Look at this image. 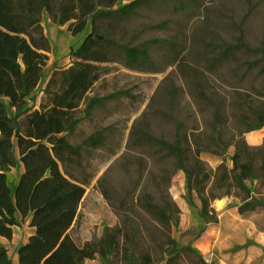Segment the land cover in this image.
<instances>
[{
  "label": "rangeland",
  "instance_id": "374dc122",
  "mask_svg": "<svg viewBox=\"0 0 264 264\" xmlns=\"http://www.w3.org/2000/svg\"><path fill=\"white\" fill-rule=\"evenodd\" d=\"M119 1L122 5L141 2L128 15L116 14L102 22L110 25L109 32L113 30L112 35L122 44L147 49L149 58L136 67L119 62L105 64L106 74L88 95V100L96 99L95 105L87 114L85 104L81 108L82 120L70 140L83 144L96 132L106 139L99 149L84 148L85 169L81 175L93 178L71 230L73 238L85 243L101 238L106 229L128 227L133 221L140 222L146 235V228L151 226L147 220L137 219L141 211L135 200L138 193L147 190L156 202L171 208L172 236L178 246L194 247L207 264H264V204L244 215L238 210L246 195L264 201V178L247 182L250 193L227 190L212 176L206 178V173L210 175L223 162L231 168L230 157L236 150L231 145L226 155L212 152H220L224 146L210 140L213 134L217 137L214 126L223 133L237 126L245 129L252 123L250 113L260 106L246 66L209 60L230 46L241 60L252 58L248 46L264 47V0ZM71 23L59 25L46 12L41 15L50 51L45 80L29 101L32 109L43 103V87L54 65L70 64V48L76 47L89 30L73 35ZM215 106L221 109V117L214 124ZM243 113L249 116L239 123L237 119ZM176 123L182 126L181 135L191 134L192 151H198L205 164L203 171L194 174L191 192L186 174L173 158L166 157L165 150L130 140L136 124L141 132L171 141ZM243 138L252 147L263 146L264 127L244 133ZM228 139L231 134L222 138ZM188 168L195 171L193 161ZM17 175L16 170L9 174L11 185ZM102 177L108 199L98 186ZM202 198L208 200L211 221L201 216ZM143 220L148 226L142 225ZM13 230V237L0 236V243L7 247L11 264H18L17 247L31 229L23 221ZM149 244V240L142 241L143 246ZM113 260L111 264H124L122 259ZM97 264L103 263L98 260ZM180 264L191 263L182 260Z\"/></svg>",
  "mask_w": 264,
  "mask_h": 264
},
{
  "label": "trees",
  "instance_id": "16d2710c",
  "mask_svg": "<svg viewBox=\"0 0 264 264\" xmlns=\"http://www.w3.org/2000/svg\"><path fill=\"white\" fill-rule=\"evenodd\" d=\"M141 1L122 5L119 0H0V236L11 239L14 227L27 222L31 232L16 250L18 264H111L114 257L124 264H207L192 246H178L172 236L173 213L171 208L156 202L152 193L143 190L136 196L135 206L151 227L146 235L140 222L131 226L106 229L99 239L77 242L71 230L79 217V209L93 177H84V148L99 149L105 145L101 132L90 135L83 144H74L70 135L85 114L95 105L88 100L93 87L106 74L105 64L122 63L136 67L148 61L145 48L122 44L113 35L110 25L102 22L116 14L128 15ZM117 6V9L114 7ZM47 15L59 25L70 24V32L78 35L88 32L76 47H71L68 65H54L43 93L40 108L32 109L29 101L45 80L49 61L50 41L44 33L41 15ZM227 47L209 60L210 63L246 66L252 76L251 90L260 106L250 113L252 123L245 129L237 126L222 132L214 126L210 137L223 142L222 151L235 146L230 168L225 162L206 173L219 187L250 193L247 182L264 178V144L252 147L243 138L244 133L264 127V47L247 50L252 58L241 60ZM260 83L256 87L255 83ZM173 94V93H172ZM173 97V96H171ZM249 115L243 113L238 122ZM221 117L215 106L214 124ZM239 125V124H238ZM182 126L176 123V134L171 141L159 139L148 131L131 129L130 140L140 146L165 150L166 157L176 161L177 168L187 177L189 191L192 178L204 170L200 153L192 151L193 139L187 132L181 135ZM231 134V139L223 141ZM193 161L195 171L188 168ZM18 175L9 183V174ZM105 178L98 181L105 197L109 193ZM110 200V199H109ZM264 204L257 198H243L238 210L241 215L254 212ZM208 200L202 198L201 216L208 218ZM176 212L179 208L172 204ZM143 220L142 225L148 226ZM149 240L150 244L142 245ZM198 258V261H193ZM0 264H11L7 247L0 243Z\"/></svg>",
  "mask_w": 264,
  "mask_h": 264
},
{
  "label": "crops",
  "instance_id": "0c3cea01",
  "mask_svg": "<svg viewBox=\"0 0 264 264\" xmlns=\"http://www.w3.org/2000/svg\"><path fill=\"white\" fill-rule=\"evenodd\" d=\"M28 236H29V235H28ZM27 238H28V237H27ZM26 240H27V239H26ZM26 240H25V241H26ZM25 241H24V242H25Z\"/></svg>",
  "mask_w": 264,
  "mask_h": 264
}]
</instances>
